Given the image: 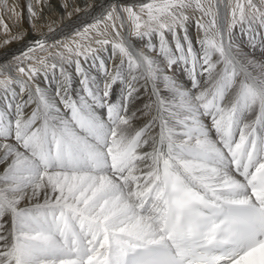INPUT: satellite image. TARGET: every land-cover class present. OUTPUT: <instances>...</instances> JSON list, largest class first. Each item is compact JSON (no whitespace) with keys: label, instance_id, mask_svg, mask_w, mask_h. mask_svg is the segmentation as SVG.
I'll return each instance as SVG.
<instances>
[{"label":"snow or ice","instance_id":"1","mask_svg":"<svg viewBox=\"0 0 264 264\" xmlns=\"http://www.w3.org/2000/svg\"><path fill=\"white\" fill-rule=\"evenodd\" d=\"M100 8L0 18V264H264V0Z\"/></svg>","mask_w":264,"mask_h":264},{"label":"bare ground","instance_id":"2","mask_svg":"<svg viewBox=\"0 0 264 264\" xmlns=\"http://www.w3.org/2000/svg\"><path fill=\"white\" fill-rule=\"evenodd\" d=\"M32 1L34 2L35 0H32ZM26 2H27V0H0V18H2L5 21V23L8 25V27L12 30L13 33H15L18 29L23 30V28L28 27V25H27L26 19L22 25L18 24L16 22L15 17L11 16L10 10L13 7H15L18 3L22 6ZM59 2L62 3L63 0H59ZM72 2L73 3L78 2L81 6H83V4H85V3L90 4V5L94 4V6L96 7V11L92 14V16H88L86 14L87 10H85V12L75 13L76 15L77 14L78 15L76 17H72L71 21L65 15V18L67 21H65L64 23H62L60 21L59 16H57V19L55 18L57 23L54 25V27H56L58 32H59L60 28L62 27V24L69 25V28L64 29V32L68 33L69 36H71L72 33L76 29L81 28L83 22L92 23L93 19L95 17H97L101 11L100 5L106 4V0H86V1L84 0L85 3H83V0H81V1L80 0H72ZM17 11H19V8H17ZM61 11H63V9H61ZM25 16H26V11H25ZM44 32H47L46 28L44 29ZM191 33H192V36L195 37L196 30H195L194 25L191 28ZM32 35L34 37H38L40 35V33H32ZM5 36H6V34L3 31V25H0V41H2L5 38ZM22 43L23 42H20V41H14V42L7 44V45L0 44V64H5V63L12 61L13 56L19 54V52H21L23 50ZM260 51L261 50L259 48L256 49L257 57H259ZM105 57H106V54H105ZM69 70L74 72V68L69 69ZM57 75H58V73H57Z\"/></svg>","mask_w":264,"mask_h":264},{"label":"rangeland","instance_id":"3","mask_svg":"<svg viewBox=\"0 0 264 264\" xmlns=\"http://www.w3.org/2000/svg\"><path fill=\"white\" fill-rule=\"evenodd\" d=\"M80 1H81V0H80ZM85 1H86V0H85ZM32 2H33V1H32ZM53 2H54V3H56V2H57V0H53ZM33 3H35V1H34ZM83 3H85V2H84V0H83ZM83 5H84V4H83ZM46 12H47V10H46ZM54 15H55V14H53V16H52V19H54V20H55V18L57 19V16H58V15H55V16H54ZM77 15H78V14H77ZM77 15H76V14H74V16H73V17H76ZM45 18L47 19V15H46V17H45ZM65 21H67V20H66V18H64V21H62V23H64ZM93 71H95V70H93Z\"/></svg>","mask_w":264,"mask_h":264}]
</instances>
